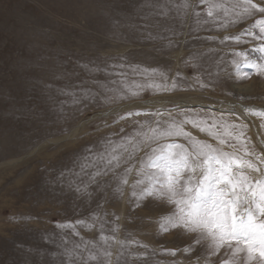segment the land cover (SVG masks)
<instances>
[{"label": "rangeland", "instance_id": "obj_1", "mask_svg": "<svg viewBox=\"0 0 264 264\" xmlns=\"http://www.w3.org/2000/svg\"><path fill=\"white\" fill-rule=\"evenodd\" d=\"M217 2L228 5L231 0ZM183 3L184 0H0V264H85L89 252L98 254L101 247L110 249L113 264L117 255L119 264H196L198 257L199 264H204L206 250L203 244L195 245L194 234L182 229H160L162 218L173 211L166 202L148 198L136 206L130 188L125 187L123 196L114 191L111 175L98 186L89 185L91 197L75 190V183L87 180L86 176L74 175L80 171L81 159L91 155L87 149L100 152L106 137L118 140L135 127L132 121L114 123L117 114L111 108L122 109L120 114L145 108L181 109L201 117L224 113L229 123L247 125L249 147L264 154V118L249 113L260 125L256 135L240 113L233 115L213 108L233 106L232 100H240L244 109L249 106L264 111V77L243 67L244 57L235 55L247 52L249 59L258 57V53L250 51L256 42L245 43L250 38L243 33L261 14L220 27L223 20L204 23L205 16L198 19L194 15L205 10L199 0H188V9L180 7ZM165 10L166 16L161 14ZM149 33L162 38H149ZM237 35L242 37L240 43L224 41L225 36ZM170 43L172 46H168ZM193 56L197 59H191ZM119 64L125 67H111ZM85 65L87 69L101 70L90 73ZM129 65L158 68L167 73L169 83L178 72L186 80L172 92L154 94L147 90L138 98L103 103L101 90L93 81L112 87L109 82L120 79L109 74L113 71L127 72L130 80L141 79L131 75ZM244 72L252 75L246 78ZM195 76L209 86H192ZM81 87L98 93L97 98L81 99L73 105L71 96L59 92L75 91L79 96ZM159 96H165L167 102L146 104ZM190 98L213 105H181V99ZM136 101H144V105L131 108L129 104ZM83 121L75 136L59 141ZM120 128L125 132L121 133ZM186 129L198 139L215 143L190 125ZM94 214L99 217L96 221ZM78 220L94 227L89 230L77 224L78 236L70 228L57 227ZM101 223L104 235L115 237L108 245L99 241ZM114 227L118 231L113 232ZM86 241L95 242L97 247L89 244L85 249ZM190 245L193 251L185 253V247ZM172 250L176 255L170 254ZM242 257L240 254L237 259ZM229 258L230 253L225 256L223 249L217 256L208 257L210 264ZM102 260L100 257L88 264H100Z\"/></svg>", "mask_w": 264, "mask_h": 264}, {"label": "snow or ice", "instance_id": "obj_2", "mask_svg": "<svg viewBox=\"0 0 264 264\" xmlns=\"http://www.w3.org/2000/svg\"><path fill=\"white\" fill-rule=\"evenodd\" d=\"M199 4L205 6V10L203 13L196 11L194 15L198 19L205 16L207 19L204 23L209 20H223L220 27L261 14L243 33L250 38L245 43L256 42L250 51L258 53V57L249 59L247 52H236L235 55L244 57L243 67L264 77V0L259 3L255 0H231L228 5L217 0H199ZM180 7L188 9L191 5L188 0H184ZM161 14L166 16L167 10ZM148 35L149 38H162L152 37L151 33ZM229 40L240 43L242 37H224V41ZM168 46H172L171 43ZM191 59L196 60L197 57L193 56ZM84 67L87 69L86 65ZM111 67L117 69L124 68L125 65ZM128 67L132 76L141 79L130 80L127 72L113 71L109 74L120 79L110 81L112 87L93 81L101 90L99 96L103 103L138 98L147 90L154 94L172 92L180 86L181 81L186 80L178 72L169 83L167 73L158 68L139 65ZM87 70L93 73L101 69L94 67ZM242 75L250 78L252 73L244 72ZM197 84L200 88L209 86L199 76H195L192 86ZM59 92L61 95L71 96L73 105L79 104L81 99L95 100L98 95L92 89L84 87L80 88L79 96L75 91L65 92L60 89ZM110 111L117 114L114 123L132 121L135 127L131 133H125L118 140H113L111 136L106 137L100 152L87 149L91 155L81 159L80 171L74 173L77 178L87 177L86 181L75 183L78 193L91 197L89 185L98 186L103 178L111 175L115 182L114 191L123 196L125 187L130 188V196L134 198L136 206H140L148 198L164 201L172 206L173 211L162 218L160 229L163 232L182 229L194 234L195 245L203 244L205 247L204 264H210L208 257L217 256L222 249L225 256L230 253V258L221 259L220 264H264V154L249 147L250 140L245 137L247 125L229 123L225 120L224 113L201 117L197 112L166 108H145L123 114H120L122 109ZM244 111L264 118L262 110L245 108ZM138 117L145 119H136ZM189 125L192 129L206 134L215 143L198 139L186 129ZM120 132L124 133V128H120ZM231 140L236 143H230ZM131 176L135 179L130 181ZM97 219L98 215L94 214L93 221ZM77 224L89 230L94 227V224L84 220H78L75 224H58L57 227L70 228L78 236ZM112 231H118V227H114ZM110 240H115V237L104 235V224L101 223L100 244L108 245ZM119 243L123 246V242ZM89 244L93 248L97 247L95 242L86 241L84 248L87 249ZM192 251L191 245L184 249L185 253ZM170 254L176 255L175 250ZM240 254H243L242 259H237ZM112 255L108 247H101L98 254L89 252L85 264L88 261H97L100 257H103L100 264H113ZM199 260L198 257L196 264H199ZM119 262L120 255H117L116 264Z\"/></svg>", "mask_w": 264, "mask_h": 264}, {"label": "bare ground", "instance_id": "obj_3", "mask_svg": "<svg viewBox=\"0 0 264 264\" xmlns=\"http://www.w3.org/2000/svg\"><path fill=\"white\" fill-rule=\"evenodd\" d=\"M208 28V27H207ZM207 40V39H206ZM205 42H207V41H205ZM241 50V49H240ZM244 51V50H243ZM245 89V88H244ZM211 95V94H210ZM191 99V98H190ZM142 102H144V101H136V102H133L131 105L129 104V106H131V108L133 107V106H136V105H144ZM165 102H167V100H166V98H165V96L164 97H162V96H159V97H152V98H150L149 100H147L146 101V104H149V105H163ZM182 104V106H184V105H192V104H194V106L195 105H201V106H209V105H213V103H211V104H206V103H203V102H201L199 99H191V100H186V99H181V101H180ZM240 100H232L230 103H231V105H233V106H226V104H225V106L223 105V106H214L213 108H215V109H217L219 112H225V111H229V110H231V113H233V115H234V113H240V115H242V117H243V119L244 120H246V121H248L249 123H250V125L252 126V128H253V132H254V134H256V135H259V133H260V125H259V122H258V120H256V118L254 117V116H252V115H249V113H246L245 111H244V108L240 105ZM229 103V104H230ZM148 105V106H149ZM52 106V105H51ZM259 106L260 105H258V107H256V108H259ZM137 107V106H136ZM141 107V106H140ZM212 107V106H211ZM223 107V108H222ZM262 107V106H261ZM248 108H249V106H248ZM111 109H113V108H111ZM119 109V108H118ZM264 110V109H263ZM106 111V110H105ZM96 117V116H95ZM243 121V120H242ZM85 122L83 121V122H81L80 124H79V126L78 127H76L74 130H73V132L70 134V135H67V136H65V137H63L62 139H60L59 141H61V140H65V139H68V138H71V137H73V136H75L76 134H77V132H78V130H79V128L84 124ZM242 123V122H241ZM246 123V122H245ZM262 123V122H261ZM262 125V124H261ZM264 132V131H263ZM55 142V141H54ZM58 142V141H57ZM75 142H77V141H75ZM183 142V141H182ZM264 144V140H262V145ZM256 145V144H255ZM263 149H264V146L262 147Z\"/></svg>", "mask_w": 264, "mask_h": 264}]
</instances>
